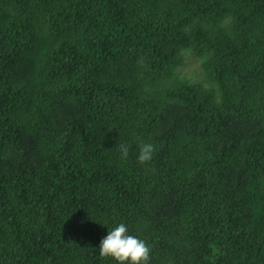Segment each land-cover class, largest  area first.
Returning <instances> with one entry per match:
<instances>
[{
  "label": "trees",
  "instance_id": "obj_1",
  "mask_svg": "<svg viewBox=\"0 0 264 264\" xmlns=\"http://www.w3.org/2000/svg\"><path fill=\"white\" fill-rule=\"evenodd\" d=\"M121 223L148 264H264V0H0V264H117Z\"/></svg>",
  "mask_w": 264,
  "mask_h": 264
},
{
  "label": "clouds",
  "instance_id": "obj_2",
  "mask_svg": "<svg viewBox=\"0 0 264 264\" xmlns=\"http://www.w3.org/2000/svg\"><path fill=\"white\" fill-rule=\"evenodd\" d=\"M121 158L126 159L128 148L120 145ZM154 145L144 144L140 149L139 162L147 163L152 159ZM99 255L112 258L117 264H148L150 249L147 244L133 235L128 234L125 224L121 223L102 239L99 246Z\"/></svg>",
  "mask_w": 264,
  "mask_h": 264
},
{
  "label": "rangeland",
  "instance_id": "obj_3",
  "mask_svg": "<svg viewBox=\"0 0 264 264\" xmlns=\"http://www.w3.org/2000/svg\"><path fill=\"white\" fill-rule=\"evenodd\" d=\"M183 64L178 68L177 72L180 77L188 79L193 83L205 84L201 63L189 50H184ZM207 86V84H205Z\"/></svg>",
  "mask_w": 264,
  "mask_h": 264
}]
</instances>
